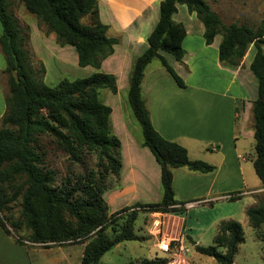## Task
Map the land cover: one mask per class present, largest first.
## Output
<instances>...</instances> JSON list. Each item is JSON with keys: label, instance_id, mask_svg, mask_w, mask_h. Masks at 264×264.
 <instances>
[{"label": "trees", "instance_id": "trees-1", "mask_svg": "<svg viewBox=\"0 0 264 264\" xmlns=\"http://www.w3.org/2000/svg\"><path fill=\"white\" fill-rule=\"evenodd\" d=\"M20 2L39 24L55 34L57 43L75 48L79 66L89 65L96 71L75 79L64 77L56 86L48 85L41 76L44 65L37 70L32 65L23 27L8 10L7 0H0V50L8 87L5 111L0 117V225L6 233L13 232L18 240L46 247L85 242L80 264H104L101 256L116 244L153 239L146 231L152 212L178 210L176 205L182 202L174 196L173 168L187 166L198 172L214 169L204 160L190 159L183 145L166 139L154 128L142 95L144 70L154 59L161 61L179 86H185L163 54L170 53L179 61L184 55L182 40L186 29L172 17L177 3L186 4L189 11L196 13L204 25L206 44L221 34L218 57L223 65L237 67L249 44L256 47L250 63L257 80V97L252 105L253 166L264 185V18L256 25L224 24L206 0L160 1L159 18L147 36V47L133 61L127 99L141 127L142 145L151 150L160 165L162 195L159 201L136 203L110 213L103 195L119 182L121 144L111 129V107L99 99L98 92L100 88L117 91L115 75L100 70L102 61L113 53L117 39L106 34L107 25L99 19L98 0ZM85 15L91 17V23L81 21ZM45 136L74 162H81L94 152L96 167H85L78 173L70 170L57 178L58 171L47 159L48 150L42 142ZM17 202L19 210L15 216L11 212ZM245 213L254 229H263L264 241V200L248 206ZM19 231L23 233L19 235ZM244 239L240 221L228 219L218 224L214 244L192 243L197 252L227 264ZM168 262V257L155 255L125 264Z\"/></svg>", "mask_w": 264, "mask_h": 264}, {"label": "crops", "instance_id": "crops-1", "mask_svg": "<svg viewBox=\"0 0 264 264\" xmlns=\"http://www.w3.org/2000/svg\"><path fill=\"white\" fill-rule=\"evenodd\" d=\"M160 1L98 0L99 19L107 25L106 34L117 39L113 53L102 61L100 67V70L114 74L117 84V91L110 92L104 101L111 107V129L121 144L119 182L103 195L110 213L136 203L159 201L162 195L160 165L151 150L142 145L141 128L133 123L129 103L126 102L133 61L147 47V36L159 18ZM206 1L224 24L256 25L264 18V0ZM176 7L172 17L182 22L186 29L182 40L184 55L179 61L170 53L163 54L182 77L185 86L176 83L160 60L158 64L151 65L152 60L144 70L142 95L151 122L163 137L183 145L190 159H201L214 165L210 172L194 171L187 166L173 168L172 187L176 200L182 203L202 200L197 205L212 206L225 200L227 195H236L243 200L239 201L241 216L222 217H234L242 224L246 220V208L264 200V185L253 166L252 105L257 97V80L250 63L256 47L249 44L240 64L234 68L227 67L218 57L221 34L217 33L212 42L206 44L204 25L196 13L189 11L183 3H177ZM28 25L32 47L45 67L46 76L44 59L36 47L44 46L48 55L53 56L66 46L49 43L52 40L46 44L38 24L29 22ZM48 36L55 41L53 32ZM65 50L74 54L72 49ZM61 53L60 59L66 65ZM4 67L5 60L0 50V117L5 111ZM85 68L89 74L96 71L89 65ZM135 129L138 133L134 135ZM183 210L184 207L178 208L176 214L180 216ZM179 220L177 230L187 235L181 217ZM17 238L6 233L0 225V264H80L85 245V242H78L46 247Z\"/></svg>", "mask_w": 264, "mask_h": 264}, {"label": "rangeland", "instance_id": "rangeland-1", "mask_svg": "<svg viewBox=\"0 0 264 264\" xmlns=\"http://www.w3.org/2000/svg\"><path fill=\"white\" fill-rule=\"evenodd\" d=\"M8 2V10L11 11L18 19L19 24L23 27L28 40H27V48L31 54V60L33 67L37 70L42 63V61L35 54V51L32 47V38H30V27L28 25L29 22L37 23L38 27H40V32L42 33V38H44L46 44L49 40H52L49 43L60 45L53 39H50L48 36L51 32L46 30L45 25L39 24L37 18L34 14L28 12L20 0H7ZM215 11V10H214ZM225 20V18H224ZM83 23H90V18L88 15H85L81 18ZM226 21V20H225ZM46 36V38H45ZM66 46L60 52L57 51V55L53 54V56H49L46 48L44 46H37V53L42 55L44 59V63L47 68V74L45 76V72L41 73L43 75L44 81L50 86H56L61 78L67 77L69 79H75L79 77H84L89 74L88 68L85 66H79L77 63V52L75 48L71 45H60ZM65 49H72V54ZM60 53L62 54L63 60L66 61V65H64L61 61ZM159 60L155 59L152 61L151 65L158 64ZM92 66H89L91 68ZM4 78H6V91L7 87V75L3 74ZM45 77V78H44ZM128 90V89H127ZM111 91L107 88H100L98 92L99 99L104 102L107 98V95ZM122 93V98L125 95ZM127 94H126V102ZM113 102V101H112ZM128 107H130L128 105ZM129 115H131L133 119V123L140 127L139 122L134 117L131 108H129ZM141 128V127H140ZM134 135L138 133V130H133ZM42 142L46 145V149L48 150L47 159L50 160L54 167L57 169L58 174L57 178L63 177L70 170L78 173L83 171L85 167H96L97 156L94 152L88 153L84 160L81 162H74L67 158V155L63 153L61 150L57 149L49 142L48 137H43ZM109 182L110 180H106ZM241 198L238 196L234 199L225 198V200H220L213 205L205 204L202 206L201 204L193 205L192 207L185 208L180 216L176 213L177 211L172 212L170 215H166L167 220H169V228L172 231L173 235L177 234V228L180 225V220L178 221V217L182 219L184 226L186 228L187 235H185V244L188 247V250L185 253L180 251H164L155 246V239H146L145 241H136V240H125L120 242L119 246L113 247L107 252H105L100 261L104 264H125L131 260H137L142 257H153L155 255L158 256H166L169 258L168 264H223L218 262L214 257L199 253L195 250L194 244L192 243V239L196 241L197 244L207 246L214 244L213 236L217 230L218 224H220L223 220L234 219V217L224 218L222 216L229 215L235 216L239 218L241 213L239 211V204ZM243 200H241L242 202ZM19 206L18 202L13 204L12 212L15 216L18 214ZM234 212L235 215H232ZM6 214V213H5ZM178 215V216H177ZM243 217V216H242ZM246 220L242 223L243 231H244V241L238 245L237 251L233 257L234 264H264V241L261 238V233L263 229H254L248 222V217L246 213L244 214ZM241 218V217H240ZM215 220V221H214ZM238 220V219H235ZM239 221V220H238ZM23 232L19 231V235ZM10 235H15L13 232ZM191 236V237H190ZM222 249V248H220Z\"/></svg>", "mask_w": 264, "mask_h": 264}, {"label": "built area", "instance_id": "built-area-1", "mask_svg": "<svg viewBox=\"0 0 264 264\" xmlns=\"http://www.w3.org/2000/svg\"><path fill=\"white\" fill-rule=\"evenodd\" d=\"M234 195H227L225 198H230ZM202 200L189 201L176 205L177 208L184 207L189 208L193 205L201 202ZM170 215L171 212L155 211L152 212V220L146 227L148 234L155 239V246L164 251H180L185 253L188 247L185 244V233L184 231L177 230V234L173 235L171 229L169 228V220H167L166 215ZM41 245V244H40Z\"/></svg>", "mask_w": 264, "mask_h": 264}, {"label": "water", "instance_id": "water-1", "mask_svg": "<svg viewBox=\"0 0 264 264\" xmlns=\"http://www.w3.org/2000/svg\"><path fill=\"white\" fill-rule=\"evenodd\" d=\"M233 262V259L232 258H229L228 261H227V264H230ZM90 264V263H89Z\"/></svg>", "mask_w": 264, "mask_h": 264}]
</instances>
